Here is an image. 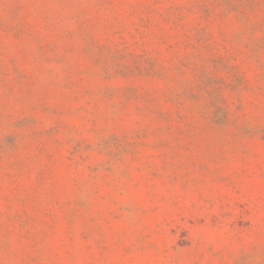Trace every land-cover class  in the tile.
Instances as JSON below:
<instances>
[{"label":"rangeland","instance_id":"obj_1","mask_svg":"<svg viewBox=\"0 0 264 264\" xmlns=\"http://www.w3.org/2000/svg\"><path fill=\"white\" fill-rule=\"evenodd\" d=\"M0 264H264V0H0Z\"/></svg>","mask_w":264,"mask_h":264}]
</instances>
